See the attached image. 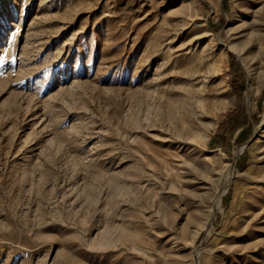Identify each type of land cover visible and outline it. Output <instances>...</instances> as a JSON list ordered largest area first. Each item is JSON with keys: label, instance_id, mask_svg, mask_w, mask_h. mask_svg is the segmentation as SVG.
Wrapping results in <instances>:
<instances>
[{"label": "rangeland", "instance_id": "rangeland-1", "mask_svg": "<svg viewBox=\"0 0 264 264\" xmlns=\"http://www.w3.org/2000/svg\"><path fill=\"white\" fill-rule=\"evenodd\" d=\"M0 264H264V0H0Z\"/></svg>", "mask_w": 264, "mask_h": 264}]
</instances>
